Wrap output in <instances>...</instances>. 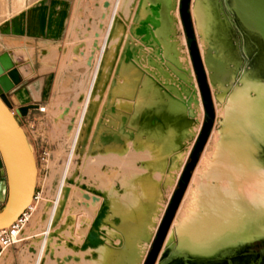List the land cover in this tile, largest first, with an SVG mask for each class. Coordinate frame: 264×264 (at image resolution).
Wrapping results in <instances>:
<instances>
[{
	"label": "rangeland",
	"instance_id": "374dc122",
	"mask_svg": "<svg viewBox=\"0 0 264 264\" xmlns=\"http://www.w3.org/2000/svg\"><path fill=\"white\" fill-rule=\"evenodd\" d=\"M192 1L198 55L188 44L181 0H0V55L46 85L43 101L17 121L34 160L36 198L0 264H118V250L130 242L127 208L153 201L140 243L145 264L211 124L168 236L219 133ZM94 232L100 241L92 244Z\"/></svg>",
	"mask_w": 264,
	"mask_h": 264
},
{
	"label": "bare ground",
	"instance_id": "6f19581e",
	"mask_svg": "<svg viewBox=\"0 0 264 264\" xmlns=\"http://www.w3.org/2000/svg\"><path fill=\"white\" fill-rule=\"evenodd\" d=\"M222 1H192L219 133L211 153L204 154L206 168L198 167L199 179H192L186 209L174 221L157 264H221L239 257L253 242H264V79L257 65L248 67L241 58L233 27L220 11ZM158 6L151 7L153 19ZM174 16L178 22L176 13ZM148 20L142 24L145 37ZM245 52L248 55L247 48ZM131 74L130 67L121 71V76ZM152 202L146 209L127 208L125 218L133 221L124 227L130 242L118 250V264H139L142 259L140 243L148 229L146 214ZM98 240L94 232L90 241L95 244Z\"/></svg>",
	"mask_w": 264,
	"mask_h": 264
},
{
	"label": "water",
	"instance_id": "95a60500",
	"mask_svg": "<svg viewBox=\"0 0 264 264\" xmlns=\"http://www.w3.org/2000/svg\"><path fill=\"white\" fill-rule=\"evenodd\" d=\"M181 16L188 36V44L192 54H197L196 42L190 23L189 1L181 0ZM220 11L225 14L233 27V36L239 43L241 58L248 67L257 65L260 76L264 79V0H223ZM248 50V55L245 52ZM250 54V55H249ZM209 83L210 79L208 77ZM21 77L14 67V63L8 53L0 55V156L4 166L7 180V199L0 211V230L10 227L31 205L35 192V166L28 142L20 128L16 118L11 113V105L6 95L15 86L19 85ZM205 80H203V85ZM206 89V87H205ZM209 100V95L207 93ZM210 102V100H209ZM206 103V101H205ZM35 105L20 107L16 114L25 117L28 112L35 109ZM212 120V119H211ZM203 132V141H199L190 155V160L184 168V172L178 182V188L171 200L170 207L162 222V226L152 244V248L146 258L145 264H154L161 250L174 212L183 196L188 184L191 171L194 169L203 144L208 136L211 124ZM263 258L245 260L240 264H264ZM182 264H191L184 261ZM226 264H239L226 261Z\"/></svg>",
	"mask_w": 264,
	"mask_h": 264
},
{
	"label": "crops",
	"instance_id": "0c3cea01",
	"mask_svg": "<svg viewBox=\"0 0 264 264\" xmlns=\"http://www.w3.org/2000/svg\"><path fill=\"white\" fill-rule=\"evenodd\" d=\"M13 61V59H12ZM14 63V62H13ZM16 68V66L14 65ZM21 82L15 86L14 89L9 92L6 97L11 105V110L16 114V110L20 107L36 105L43 101L46 95L45 78L42 76H34L32 78H25L21 75V72L16 68ZM31 110L28 112L29 115ZM26 117V116H25ZM25 117L16 114V119H24ZM7 180L4 171V166L0 156V211L4 207L5 197L7 196Z\"/></svg>",
	"mask_w": 264,
	"mask_h": 264
},
{
	"label": "built area",
	"instance_id": "2783aa9c",
	"mask_svg": "<svg viewBox=\"0 0 264 264\" xmlns=\"http://www.w3.org/2000/svg\"><path fill=\"white\" fill-rule=\"evenodd\" d=\"M11 113L16 118V114L12 110H11ZM35 198L36 197L34 196L33 200ZM28 210H30V206L10 227H8L6 229H3V230H0V253L4 249L9 248V247H11L14 244V242L16 240V233L18 232L17 228L19 226V223L21 222L22 218L26 215V212Z\"/></svg>",
	"mask_w": 264,
	"mask_h": 264
},
{
	"label": "flooded vegetation",
	"instance_id": "af4514ba",
	"mask_svg": "<svg viewBox=\"0 0 264 264\" xmlns=\"http://www.w3.org/2000/svg\"><path fill=\"white\" fill-rule=\"evenodd\" d=\"M254 243H257L258 246L252 247V245ZM262 253H264V242H262L261 240H259V241L257 240L255 242H253L252 244H250L249 248L247 250L243 251L239 257L232 260V262L240 264V263H243V261H245L246 259L250 260V259H257L260 257L263 258ZM221 264H226V261L224 263H221Z\"/></svg>",
	"mask_w": 264,
	"mask_h": 264
}]
</instances>
